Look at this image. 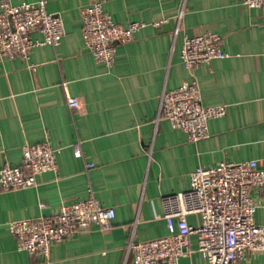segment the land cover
I'll use <instances>...</instances> for the list:
<instances>
[{"label": "crops", "instance_id": "obj_1", "mask_svg": "<svg viewBox=\"0 0 264 264\" xmlns=\"http://www.w3.org/2000/svg\"><path fill=\"white\" fill-rule=\"evenodd\" d=\"M45 2L63 23L58 45L37 46L26 61L0 62V168L20 164L22 145L47 141L56 171L36 176L30 188L0 187V264H133L126 253L130 235L146 241L168 233L161 196L187 190L198 167L264 158L261 12L242 0H186L182 14L179 0ZM94 2L115 23L145 24L131 42L116 46L110 67L95 62L81 36L80 10ZM204 31L220 36L227 56L187 70L180 60L183 39ZM192 78L203 105L226 108L208 121V136L195 142L166 120L155 124L161 93ZM67 96L76 98V108L67 106ZM250 195L254 222L264 226V191ZM88 197L114 209L110 229L94 226L53 244L46 256L16 250L8 222L48 216L62 203ZM186 220L201 223L196 214ZM188 241L190 253L177 264H207L196 235ZM235 264H264V253H246Z\"/></svg>", "mask_w": 264, "mask_h": 264}, {"label": "built area", "instance_id": "obj_2", "mask_svg": "<svg viewBox=\"0 0 264 264\" xmlns=\"http://www.w3.org/2000/svg\"><path fill=\"white\" fill-rule=\"evenodd\" d=\"M186 0H179V14ZM249 9L257 8L264 22V0H242ZM81 36L86 49L97 63L112 66L116 46L133 40L143 22L126 26L115 23L100 2L80 10ZM154 22L153 26H159ZM38 33L40 38H32ZM64 33L61 18L49 13L45 0L35 4L13 5L0 1V62L20 58L28 60L33 48L45 44L57 46ZM220 48V36L204 31L185 36L180 60L187 70L214 59L226 57ZM67 106L77 107V100L67 96ZM226 114L224 105L202 104L199 86L194 78L160 96L155 124L166 120L172 129L186 134L195 142L208 136V121ZM80 156V150L74 151ZM92 164H88L91 167ZM56 171L55 150L47 141L21 146V162L5 163L0 168L3 190L35 186L36 176ZM264 191V158L239 162H219L206 168L198 167L190 174L189 188L160 198L162 218L168 233L146 241H134L130 235L126 253L131 252L133 264H177L190 253L188 237L196 235L197 250L204 252L207 264H235L246 253H264V226L254 222L256 204L251 190ZM43 207V204H40ZM196 214L200 225L193 227L186 217ZM115 216L114 209L102 206L94 197L62 203L48 216L14 220L7 223L15 238L18 252L46 256L50 247L97 226L108 230Z\"/></svg>", "mask_w": 264, "mask_h": 264}]
</instances>
